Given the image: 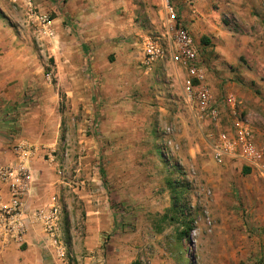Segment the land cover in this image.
<instances>
[{
	"label": "rangeland",
	"instance_id": "obj_1",
	"mask_svg": "<svg viewBox=\"0 0 264 264\" xmlns=\"http://www.w3.org/2000/svg\"><path fill=\"white\" fill-rule=\"evenodd\" d=\"M55 1L40 5L51 18L57 16ZM70 1L64 30L57 31L52 21L55 33L48 37L35 17L38 7L30 14L20 4L0 0V21L12 30L13 47L37 62L40 82L25 86L22 95L30 91L37 97L39 102L31 104L35 111H42L39 97L55 98L50 113L42 111L32 125L43 126L50 143L42 157L58 179L50 197L60 207L65 264L135 259L142 264H264V179L231 161L215 163L206 141L212 127L183 100L181 77L167 58L152 62L144 74L139 47L117 48L121 31L136 28L163 42L162 1L112 0L114 19L108 20L102 0ZM203 1L197 3L203 6ZM225 2L207 0L214 27L202 34L199 56L207 77L243 90L237 112L249 123L255 144L264 148V0H231L233 9L224 8ZM105 24L113 36L104 32ZM81 39L91 44L92 56L112 55L110 64L119 71L124 67L127 80L98 93L84 65V49L77 45ZM103 42L108 45L100 46ZM221 115L228 125L229 113ZM169 180L180 194L183 214L169 210ZM100 216L112 225H87L88 218ZM190 222L188 236L180 238Z\"/></svg>",
	"mask_w": 264,
	"mask_h": 264
},
{
	"label": "crops",
	"instance_id": "obj_2",
	"mask_svg": "<svg viewBox=\"0 0 264 264\" xmlns=\"http://www.w3.org/2000/svg\"><path fill=\"white\" fill-rule=\"evenodd\" d=\"M60 1L63 0L51 2L53 12L57 14L52 20L56 22L55 29L62 32L64 30L62 27L64 13H67V10L71 8L72 2L64 0L63 4H61ZM220 1L226 3L225 1L227 0ZM33 2L35 6L39 8L40 12H46L43 11L40 6L45 4L46 0H33ZM112 4V0H102V16H105L103 19H114L113 9L111 8ZM119 4L118 2V6ZM201 4L203 6L198 4L197 0H193L191 4L182 6L180 11L182 21L190 31L197 46L198 53L200 52L198 44L202 38V34L213 31L212 27H214V22L211 19V10L209 9L211 6L208 5L207 0H204ZM223 4L220 3V5ZM227 4H229L225 5L227 7H223L233 9V7H230L233 6L231 0H228ZM59 11L61 14H59ZM91 19L94 21L95 18L91 16ZM5 25V23L0 21V167L13 164L18 160L12 149L15 143L17 144L23 141L29 144L32 148V154L28 163L32 171L33 184L30 192L23 198V212L27 222V230L23 236V240L21 243L9 241L3 246L0 244V264H65L64 258L58 257L53 247L49 245L41 221L34 220L31 217L32 211L49 206L52 197H55L54 195L50 197V195L54 192L55 181L58 179L53 173L54 167H50L51 165L49 166L42 157V154L50 146V143L47 142L48 139L45 135H42L45 131L43 126L39 128V125H36V128H34L32 125L37 115L42 111L47 114L50 113L51 102L55 101V98L45 96L39 97L41 102L40 109L42 111H35L31 108V104L39 102L37 97L35 95H30V91H26L25 94L22 95V89L25 86H34L40 82L37 62L30 59L28 52L23 54V52H21L22 48L15 49L13 47L12 30ZM108 25L105 27L102 26L104 32L108 35L112 34L111 36H113V32L111 31L112 28ZM121 32L124 35L120 38L121 40H118L120 44H118L117 48H120L122 45L124 48H129L130 46L139 47L141 58H139L140 64L138 63V67L143 68L144 74L151 71L154 63L147 64L144 61L142 50L143 39L149 36L143 35L139 28L133 29V31ZM162 32L163 30L161 34ZM81 40L79 41L80 44L78 43L77 45H79L81 49H84V65H87L90 69V80L95 81L94 87L95 90L98 88V93H100V91L104 93L108 87L118 86L121 82L127 80V73L124 67L119 71L118 67H113L112 64H110L113 61L112 55H110V58L106 59L92 56L90 52L91 44L83 39ZM100 44V46L108 45L104 42ZM128 56H130V54L126 53L124 58L126 61L128 60ZM172 66L175 68L176 77H181V83L182 78L186 76L185 69L176 64H172ZM140 70L142 72V69ZM34 74H36V76ZM167 74L173 75V72L170 73L168 71ZM207 84L216 102L220 104L221 108L223 107L224 111L226 110V113L232 112L234 107L230 104H226L225 106L222 103L224 96L231 93L235 95L236 100L237 96H239L240 100L237 101L236 107L237 104H241V102L244 101V99L242 100L241 98V96H243V90L235 83L225 82L224 80L219 81L215 76L212 77L209 75L207 77ZM97 99L98 96L96 95L95 102ZM13 107L17 110V115L11 113L10 109ZM239 109L242 110L241 107H239ZM54 117L53 115L52 118ZM52 132L54 135L56 131L53 129ZM202 142V140L198 141L199 144ZM234 163L241 165L240 162ZM7 199L8 188L4 183H0V203H5ZM86 223L87 225H93L92 227L94 229L112 225L110 221L104 220L102 216L96 218V220L88 218ZM132 261H130L129 264Z\"/></svg>",
	"mask_w": 264,
	"mask_h": 264
},
{
	"label": "built area",
	"instance_id": "obj_3",
	"mask_svg": "<svg viewBox=\"0 0 264 264\" xmlns=\"http://www.w3.org/2000/svg\"><path fill=\"white\" fill-rule=\"evenodd\" d=\"M26 8L30 14L36 8L33 0H11ZM164 11V30L160 37H146L143 39V58L147 64L167 58L172 64L181 66L186 71L182 78L180 90L185 103L193 111V115L200 121H207L212 130L206 134L207 145L216 164L222 165L227 161L240 162L242 167L255 171L264 179V148L258 147L253 139L249 123L237 112L234 94L224 96L222 103L234 107L229 112L228 125L222 124L220 107L214 98L207 76L202 66L194 39L182 21L180 11L182 6L189 5L193 0H161ZM41 33L54 36L51 26L52 18L46 12H39L35 16ZM236 107V109H235ZM228 114V112H227ZM171 131L170 127L166 128ZM13 152L18 160L15 163L0 167V183L8 188V199L0 203V244L9 241L21 243L27 230V222L23 212V198L30 192L33 184L29 159L32 148L29 144L20 142L13 146ZM34 220L41 221L48 243L55 254L65 257V248L59 239L60 207L56 197H52L47 207L35 209L31 213Z\"/></svg>",
	"mask_w": 264,
	"mask_h": 264
},
{
	"label": "trees",
	"instance_id": "obj_4",
	"mask_svg": "<svg viewBox=\"0 0 264 264\" xmlns=\"http://www.w3.org/2000/svg\"><path fill=\"white\" fill-rule=\"evenodd\" d=\"M205 40V39H204ZM243 172L244 173H248L249 172V168H243ZM169 187H170V190L172 191L171 192V200H172V204H171V207L169 210H178L180 212V214H183V210L179 207L178 205V202L180 201L179 199V196L180 194L175 190V188L173 187V182L171 180L167 181ZM176 217L175 216H170V219H175ZM192 222V220H191ZM190 223H187L186 225L183 226L182 230L180 231V238H183V237H187L189 232L191 231L192 229V225ZM130 264H142L141 261L139 259H135L133 260Z\"/></svg>",
	"mask_w": 264,
	"mask_h": 264
}]
</instances>
